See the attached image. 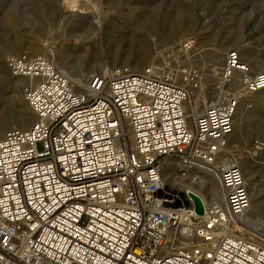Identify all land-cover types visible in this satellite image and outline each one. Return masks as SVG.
Wrapping results in <instances>:
<instances>
[{
    "label": "built area",
    "instance_id": "obj_1",
    "mask_svg": "<svg viewBox=\"0 0 264 264\" xmlns=\"http://www.w3.org/2000/svg\"><path fill=\"white\" fill-rule=\"evenodd\" d=\"M6 65L26 78L34 119L0 138V264H264V238L239 220L250 201L244 172L219 160L234 95L264 88V70L227 51L218 77L233 85L238 73L239 91L198 111L186 85L198 87V68L179 79L152 64L106 68L78 92L43 55L23 51ZM168 160L182 181L214 174L223 205L202 201L197 214L190 190L162 180Z\"/></svg>",
    "mask_w": 264,
    "mask_h": 264
},
{
    "label": "rangeland",
    "instance_id": "obj_2",
    "mask_svg": "<svg viewBox=\"0 0 264 264\" xmlns=\"http://www.w3.org/2000/svg\"><path fill=\"white\" fill-rule=\"evenodd\" d=\"M90 1L91 4L83 0H0V124H4L3 133L14 127L21 112L27 111L21 91L24 83L17 87L11 85L14 76L5 64L6 57L23 51L39 54L40 49H44L47 53L43 54L60 70L72 73L80 68L84 75L106 72V68L112 67L136 72L150 64L170 68L173 72L186 66L198 68L201 76L198 87L186 84L190 102L197 108L195 101L198 96L200 99L202 89L205 94L208 89L217 91L221 82L214 79L209 67L216 48L222 47L226 53L239 49L240 58L250 63L252 71L264 70V0ZM186 38L194 40L190 51L181 48ZM186 52L193 54L192 61L181 63L178 54ZM70 64L78 67H68ZM234 115L235 127L226 147H231L232 153L238 155L247 185L248 180L252 184L248 185V190L257 191L259 196L258 205H252L258 229L245 225L264 238V90L244 93ZM33 119L34 116L28 127ZM256 141L262 143L259 148L254 147ZM225 157L227 153L223 152L220 160ZM164 170L171 172V178H165L166 186L178 187L172 184L175 171L171 160L163 163ZM195 187L211 205L212 194L207 181Z\"/></svg>",
    "mask_w": 264,
    "mask_h": 264
},
{
    "label": "bare ground",
    "instance_id": "obj_3",
    "mask_svg": "<svg viewBox=\"0 0 264 264\" xmlns=\"http://www.w3.org/2000/svg\"><path fill=\"white\" fill-rule=\"evenodd\" d=\"M84 3H88V4H91V1L90 0H83ZM99 17V15H98ZM181 48L183 51H190V49H185L181 43ZM201 50V49H200ZM199 50V51H200ZM238 53H240L239 49H237ZM38 52V51H37ZM44 52L47 53V51H45L44 49H40L39 51V54L43 55L46 57V54H43ZM226 53V50L222 47L220 48H216L213 52V56L212 58H210V65L209 67H211V71L214 75V79L217 81L218 79H220L218 77V70L219 68L221 67V62H222V57L224 56V54ZM181 56V63L182 62H190L192 61L191 60V56H193V54L191 52H186V53H183V54H178ZM176 56V54H175ZM240 56V55H239ZM8 57L5 58V61L7 60ZM48 58V57H46ZM50 59V58H48ZM193 59V58H192ZM54 62V61H53ZM6 64V62H5ZM55 64V63H54ZM247 64L249 65L250 63L247 62ZM55 66L59 69L60 67L57 66L55 64ZM264 66V64H263ZM68 67H71V68H74V67H78V66H74V64H70L68 65ZM60 70V69H59ZM64 75L65 77L68 79V81L71 83V85L75 88L76 91L78 92H85L86 90V85H87V80L90 76L89 75H84L81 71L80 68H76V70L72 73L68 72L67 70H63L61 69L60 70ZM179 71L180 69H177L173 72L174 74V77L175 76H178L179 75ZM252 71V70H251ZM252 72H255V71H252ZM256 73V72H255ZM239 79H240V76L238 73H235L234 76H233V85H227L225 86L224 85V82L221 80L220 84L218 85V87L216 88L217 91H212L211 89H208L206 94L204 92V90L202 89V95L200 96V99H199V96L196 98V101H195V104L198 106V111L202 110L204 108V106L210 104L211 102L215 101V99L221 97L224 93V90H235L236 91H239L238 89V86H239ZM201 80V76H200V79L199 81ZM12 83L11 85H13L14 87H17L19 85H22L23 83L25 84L27 82L26 78L24 77H16L14 76L12 78ZM188 84H191L190 82H188ZM200 87L202 86L201 84L199 85ZM264 90V88L260 89V91ZM240 94H235L234 95V98L236 99V102L239 103L241 98H242V95L245 94H248L250 92H243L241 94V92H239ZM210 103H208V101H210ZM27 104V102H26ZM236 107H237V104H236ZM27 111L25 112H21V117L19 119L18 122L15 123L14 127L16 126V128H19V129H27L28 128V124L30 122V120L32 119V116H34V113L33 111L31 110L30 106L27 104ZM236 111V110H235ZM235 114V113H234ZM234 121H235V115H234ZM3 127H4V124H0V138L2 137V134H3ZM235 125H233V129H234ZM234 131V130H233ZM232 133V132H231ZM230 133V134H231ZM229 137V136H228ZM228 137H227V140H228ZM227 140H226V143H225V146L224 148L222 149V151L224 153H227V157H225L224 159L220 160V158L222 157L223 155V152H222V155H220L219 157V160L220 162L223 164V165H227V164H237L240 168H241V163L238 161V155H235L233 154L232 152V148L231 147H226L227 145ZM166 163H168V161H166ZM173 162L171 161V166H173ZM167 170V169H166ZM175 173V172H174ZM171 178V172L169 171H163L162 172V180L165 182V178ZM175 178L172 179V184L173 185H177L178 188H182L183 190H190V191H193L195 193H197L203 203L205 205H210L209 204V200L206 199L202 194H200L199 190L195 187V186H198L200 187L204 181H207V184H208V189L209 191L211 192L212 196L210 198V201H211V205H214L216 207H221L223 205V196L221 193V190H220V187L217 183V180H216V177L214 174H208V173H205L204 174V178H201L199 177V179L195 180L194 182L190 181V182H187V181H182L180 179H177L176 175L174 176ZM204 180V181H203ZM248 185L249 186H252V184L249 183V180H248ZM249 194H250V201H249V207L246 211V213L244 215H242L239 220L244 223V224H248L250 226H252L253 228L255 229H258L257 228V225H258V222L255 218V215H256V211L253 209V203H256V205H258V194H257V191L254 192L253 190L252 191H249ZM254 196V198H253ZM253 199L256 200V202H253ZM264 229V228H263ZM242 231L241 229L238 230L239 235L241 236H246L245 233L240 232ZM249 235H247L246 237H248Z\"/></svg>",
    "mask_w": 264,
    "mask_h": 264
},
{
    "label": "water",
    "instance_id": "obj_4",
    "mask_svg": "<svg viewBox=\"0 0 264 264\" xmlns=\"http://www.w3.org/2000/svg\"><path fill=\"white\" fill-rule=\"evenodd\" d=\"M188 195L192 200L194 211L197 214H202L203 213V204H202L201 197L197 193L192 192V191L188 192Z\"/></svg>",
    "mask_w": 264,
    "mask_h": 264
}]
</instances>
